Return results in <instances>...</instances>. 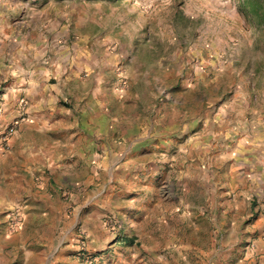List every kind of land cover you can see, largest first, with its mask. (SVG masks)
<instances>
[{
	"label": "rangeland",
	"instance_id": "374dc122",
	"mask_svg": "<svg viewBox=\"0 0 264 264\" xmlns=\"http://www.w3.org/2000/svg\"><path fill=\"white\" fill-rule=\"evenodd\" d=\"M55 6L67 14L61 33L69 35L66 45L74 43L75 77L85 81L75 88L98 78L92 67L77 71L82 56L103 61L101 84L112 111L144 107L140 121L170 144L139 159L156 169L135 176L130 200L114 183L103 205H84L90 187L75 171L61 180L59 193L36 202L41 207L20 204V228H12L6 212L0 261L9 263L12 250L14 264H84V233L93 264H263L256 247L264 240V0H57ZM87 40L88 48L101 42V49L83 48ZM6 86L0 83V102ZM74 101L66 96L60 103ZM2 113L0 104V129L22 118L7 122ZM124 203L134 205V215L146 208L162 219L161 238L148 242L151 252L109 228L114 217L122 231L131 225L130 212L119 210ZM98 207L100 241L82 226Z\"/></svg>",
	"mask_w": 264,
	"mask_h": 264
},
{
	"label": "crops",
	"instance_id": "0c3cea01",
	"mask_svg": "<svg viewBox=\"0 0 264 264\" xmlns=\"http://www.w3.org/2000/svg\"><path fill=\"white\" fill-rule=\"evenodd\" d=\"M56 1L0 0V83H9L2 88L1 118L10 122L25 115L7 150L0 149V227L6 221L5 213L9 209L25 202L33 204L30 208L41 207L36 202L43 201L45 197L49 199L51 191L59 193L61 180L68 179L75 171L83 173L85 184L90 187L84 205H103L102 197L108 192V186L114 183L119 185L114 187L122 192L120 197L130 200L136 185L135 176L141 170L153 172L156 169V166L145 169V164L139 159L143 156L149 158L148 154L154 152L156 146L165 145L167 141L170 144L169 140L159 137V130L151 123L140 121L142 116L145 119L144 107L132 112L129 109L128 112L123 109L118 113L112 111L113 106L101 84L103 61L92 62L82 56L77 71L92 67L90 69L96 70L98 78L93 86L83 84L82 89L75 88L79 86L77 81H85L75 77L74 43L66 45L69 35L61 33L67 14L55 6ZM52 10L56 11L55 16ZM29 13L31 22L28 23L25 18ZM37 30L39 33L34 38ZM88 41L82 43L83 48H88ZM101 45V42L93 43L88 49L96 47L100 50ZM52 51L58 58L54 68L53 59L56 58H52ZM66 96L77 101L63 105L60 102ZM115 96L124 107L123 97ZM24 100L27 102L25 107L21 104ZM168 159L169 156L165 155L163 162ZM115 189L112 191H117ZM133 206L132 203H124L119 208L130 212L133 217L131 225L123 218L127 226L125 233L122 231L120 234L124 241L141 242L140 246L135 244L137 249L148 248L147 252H151L153 249L148 242L161 238L159 226L162 219L152 218L146 208L134 215L136 210ZM45 207L49 206L45 204ZM100 211L98 207L85 214L82 222L94 240L99 241L105 238V231H100ZM80 219L78 212L76 221ZM146 222L159 224L145 229ZM92 225L99 228L96 227L95 231ZM256 252L264 258L263 239L257 244ZM9 254L13 255L10 262L0 261V264H14L16 253L10 250Z\"/></svg>",
	"mask_w": 264,
	"mask_h": 264
},
{
	"label": "built area",
	"instance_id": "2783aa9c",
	"mask_svg": "<svg viewBox=\"0 0 264 264\" xmlns=\"http://www.w3.org/2000/svg\"><path fill=\"white\" fill-rule=\"evenodd\" d=\"M27 102L24 100L21 102L22 106L27 105ZM25 116L22 115L21 120H24ZM18 119H15V121H13L12 123H10L9 125H7L6 127H4L3 129H0V143L1 145H4V147L6 148L8 146V143L10 141V139L16 134L20 122ZM24 205H16L14 207H12L11 209H9L7 211V218L9 223L11 224L12 228L18 229L22 226L23 221H24V214H23V209H24ZM109 228L113 231V232H117V236L119 235L118 232H122V221L118 220L117 218H111L109 221ZM118 237L122 238V235H119ZM81 244H82V255H83V259H84V264H93L95 261V258H93L92 256L88 255L86 253V237L84 235V233H82L81 235ZM124 238V237H123Z\"/></svg>",
	"mask_w": 264,
	"mask_h": 264
}]
</instances>
